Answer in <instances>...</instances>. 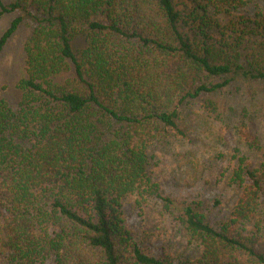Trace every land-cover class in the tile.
I'll return each mask as SVG.
<instances>
[{
    "label": "trees",
    "instance_id": "1",
    "mask_svg": "<svg viewBox=\"0 0 264 264\" xmlns=\"http://www.w3.org/2000/svg\"><path fill=\"white\" fill-rule=\"evenodd\" d=\"M0 0L15 12L0 53L25 20L16 105L0 99L3 264H264V148L236 150L240 189L226 220L159 191L149 150L183 134L180 106L236 79L264 80V0ZM84 37L74 50L73 40ZM69 74L63 77L64 74ZM159 198L199 248L191 260L147 251L124 200Z\"/></svg>",
    "mask_w": 264,
    "mask_h": 264
},
{
    "label": "rangeland",
    "instance_id": "2",
    "mask_svg": "<svg viewBox=\"0 0 264 264\" xmlns=\"http://www.w3.org/2000/svg\"><path fill=\"white\" fill-rule=\"evenodd\" d=\"M256 1L239 13L251 14ZM15 14L0 13V35ZM31 28L29 20L23 21L0 53V99L11 105H16L21 96L18 82L25 76L24 43ZM84 43V37L77 36L74 50ZM180 111L179 125L184 133H170L148 153L159 191L179 202H194L213 223L226 220L240 192L229 184L235 151L255 163L261 155L259 149L247 146L240 130L247 128L264 148V80L236 79L220 91L186 99ZM123 210L128 227L147 251L169 255L176 261L198 256L199 248L188 244L183 228L163 213L158 197L138 205L130 195L124 200Z\"/></svg>",
    "mask_w": 264,
    "mask_h": 264
}]
</instances>
